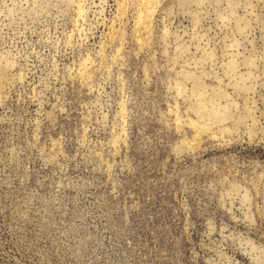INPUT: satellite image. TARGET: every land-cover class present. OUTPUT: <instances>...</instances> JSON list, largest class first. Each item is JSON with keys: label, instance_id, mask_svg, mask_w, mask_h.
<instances>
[{"label": "rangeland", "instance_id": "374dc122", "mask_svg": "<svg viewBox=\"0 0 264 264\" xmlns=\"http://www.w3.org/2000/svg\"><path fill=\"white\" fill-rule=\"evenodd\" d=\"M142 4L0 0V264H264V0Z\"/></svg>", "mask_w": 264, "mask_h": 264}, {"label": "bare ground", "instance_id": "6f19581e", "mask_svg": "<svg viewBox=\"0 0 264 264\" xmlns=\"http://www.w3.org/2000/svg\"><path fill=\"white\" fill-rule=\"evenodd\" d=\"M142 1H143V4L142 5H144L143 6L144 7V15L141 13L143 15V17L141 18V21L140 22H141V25H143L145 27V29H146L147 28V24L149 25L148 22L150 21L149 19H150L151 14L153 12H155L154 9H155V6L157 5V0H141V2ZM199 106L201 107L200 108L201 111H204L206 109L202 104H200ZM198 114H200V116L202 118H208V117L211 118V117H213L211 115L210 111H209V116H206L205 113H202V112L201 113H198ZM208 129H209V127H205L203 129L199 127L198 131L202 132V131H207ZM200 132H199V134H200Z\"/></svg>", "mask_w": 264, "mask_h": 264}]
</instances>
